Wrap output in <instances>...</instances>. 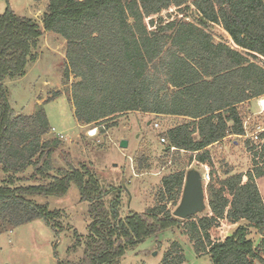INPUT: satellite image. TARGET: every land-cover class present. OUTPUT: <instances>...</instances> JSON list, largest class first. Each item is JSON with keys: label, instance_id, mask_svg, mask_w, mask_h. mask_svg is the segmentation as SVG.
Segmentation results:
<instances>
[{"label": "trees", "instance_id": "obj_1", "mask_svg": "<svg viewBox=\"0 0 264 264\" xmlns=\"http://www.w3.org/2000/svg\"><path fill=\"white\" fill-rule=\"evenodd\" d=\"M41 23L43 30L9 6L0 14V233L39 219L58 235L65 211L32 197H61L74 183L88 203L90 222L83 238L73 229L69 249L83 244V251L66 264H118L126 251L180 222L195 253L207 254L212 264H264V195L256 182L264 163L245 173L228 166L222 176L209 150L229 135L244 136L240 105L264 97V0H47ZM214 25L232 44L214 39ZM43 31L65 40L63 79L74 77L70 98L80 125L104 132L131 111L185 118L163 133L164 152L178 157L173 163L195 160L209 167L208 210L185 219L173 215L184 167L161 178L152 206L125 217L118 212L120 187L104 188L88 164L68 161L66 168H54L52 154L61 142L43 138L50 128L45 110L16 115L4 84L36 61ZM135 163L139 172L150 167L139 155ZM221 220L238 226L223 239L213 238ZM250 229L260 236L257 243ZM184 263L182 246L171 241L160 264Z\"/></svg>", "mask_w": 264, "mask_h": 264}, {"label": "rangeland", "instance_id": "obj_2", "mask_svg": "<svg viewBox=\"0 0 264 264\" xmlns=\"http://www.w3.org/2000/svg\"><path fill=\"white\" fill-rule=\"evenodd\" d=\"M46 5L47 0H0V14L9 6L15 13L35 19L43 30L41 15ZM210 31L216 41L232 44L230 37L220 26L214 25ZM36 53V61L27 64L23 76L4 81L11 107L16 115H30L43 107L50 125L43 138H58L61 142L52 154L54 168H66L68 161L74 167L79 163H86L95 171L104 188L120 187V217L152 206L164 175L181 167L185 170L197 169L202 175L209 171L207 165L198 164L195 160L185 166V163H173L177 162L176 155L165 156L167 141H161L163 133L173 125L184 122V117L131 111L118 116L115 119L116 125L104 132H100L93 124L78 126L70 98V83L74 77L70 76L68 82L63 79L65 40L54 32L43 31ZM57 92L59 96L56 97ZM47 99L52 100L45 102ZM262 99L264 97L253 98L240 105L246 136L262 126ZM92 129L95 133L90 135ZM245 135L227 136L209 147L220 175L228 166L232 168V173H245L255 163H264V154L258 158L253 156L254 150L251 151L250 148L255 144L252 142L253 144L246 145L248 137ZM121 139L127 140V147L119 146ZM172 151L171 149L170 152ZM137 155L142 156L143 160L147 159L150 165L148 169L138 171L135 163ZM180 160L185 161L182 152ZM31 173L32 168L29 167L22 175L28 178ZM34 181L35 179L28 180L26 183ZM256 182L264 195V176L256 179ZM114 194L112 191L105 197L106 205ZM32 198L38 203H47L50 210L65 211L62 217L63 229L56 235L44 221L38 219L0 233V264H58V260L66 264L67 261H77L82 256L83 244L76 249H69L74 242L73 229L83 238L87 235L90 222L88 203L81 201L77 186L70 183L67 192L61 197ZM174 209L175 207H171L172 211ZM231 229L226 220H221L219 227L213 229L211 235L221 239ZM183 233V222H180L126 251L118 264H160V248L174 239L183 247L185 264H212L208 255L195 253L192 243ZM248 236L255 242L259 239L255 229H250ZM155 252L158 253L154 254Z\"/></svg>", "mask_w": 264, "mask_h": 264}, {"label": "water", "instance_id": "obj_3", "mask_svg": "<svg viewBox=\"0 0 264 264\" xmlns=\"http://www.w3.org/2000/svg\"><path fill=\"white\" fill-rule=\"evenodd\" d=\"M127 144V140L121 139L119 146L125 148ZM206 184L203 175L197 169L187 170L181 198L173 210V215L185 219L192 215L203 214L208 210Z\"/></svg>", "mask_w": 264, "mask_h": 264}, {"label": "built area", "instance_id": "obj_4", "mask_svg": "<svg viewBox=\"0 0 264 264\" xmlns=\"http://www.w3.org/2000/svg\"><path fill=\"white\" fill-rule=\"evenodd\" d=\"M155 126L157 127L158 124H155ZM262 131H264V128L262 126H258V129L254 133H252L249 136H248V134H247V136L245 135V137H248L250 139L251 143L253 142L255 144V145H253L254 151H256V153H257L256 156L254 155L255 158H258L259 155H262V153H263L262 149H263V145H264V138H260L259 134H258L259 132H262ZM161 141L166 142L164 137L161 138ZM171 149L173 150L174 147H171ZM258 165L262 166V163H258ZM203 178H204L205 182L208 181V179H209L208 172L203 174Z\"/></svg>", "mask_w": 264, "mask_h": 264}, {"label": "crops", "instance_id": "obj_5", "mask_svg": "<svg viewBox=\"0 0 264 264\" xmlns=\"http://www.w3.org/2000/svg\"><path fill=\"white\" fill-rule=\"evenodd\" d=\"M78 126H79V123H78ZM230 136H238V135H229V137ZM239 137V136H238ZM228 223V222H227ZM238 223H235V224H232V223H228V227H230V228H232L231 229V232L229 233V234H231L232 233V231L238 226L237 225ZM224 225V224H223ZM162 232V231H161ZM161 232H159V233H161ZM158 233V234H159ZM184 234V233H183ZM228 234V235H229ZM186 235V234H185ZM225 236H227V234L226 235H224L221 239H223ZM259 239H260V236H259ZM259 239L257 240V242L259 241ZM175 241H178V240H176V239H174ZM171 241H173V240H171ZM179 242V241H178ZM256 242V243H257ZM180 243V242H179ZM169 245V244H168ZM168 245H165V246H161L162 248H160V250H161V257H160V261H159V263L161 262V259H162V255H163V252L168 248ZM180 245H181V243H180ZM182 246V245H181ZM182 249H183V247H182ZM158 253V252H157ZM156 252L154 253V254H157ZM207 255V254H206ZM186 263V262H185ZM184 263V264H185Z\"/></svg>", "mask_w": 264, "mask_h": 264}, {"label": "bare ground", "instance_id": "obj_6", "mask_svg": "<svg viewBox=\"0 0 264 264\" xmlns=\"http://www.w3.org/2000/svg\"><path fill=\"white\" fill-rule=\"evenodd\" d=\"M261 105H262V109H264V99L261 100ZM94 133H95V130L92 129V130L90 131V135H93Z\"/></svg>", "mask_w": 264, "mask_h": 264}]
</instances>
